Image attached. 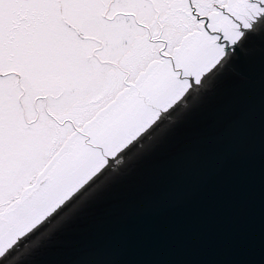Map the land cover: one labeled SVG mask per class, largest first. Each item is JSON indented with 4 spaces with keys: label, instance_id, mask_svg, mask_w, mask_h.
<instances>
[{
    "label": "snow or ice",
    "instance_id": "6c2138e0",
    "mask_svg": "<svg viewBox=\"0 0 264 264\" xmlns=\"http://www.w3.org/2000/svg\"><path fill=\"white\" fill-rule=\"evenodd\" d=\"M256 57L264 0H0V258L45 221L25 249L51 240L109 160H139Z\"/></svg>",
    "mask_w": 264,
    "mask_h": 264
},
{
    "label": "water",
    "instance_id": "95a60500",
    "mask_svg": "<svg viewBox=\"0 0 264 264\" xmlns=\"http://www.w3.org/2000/svg\"><path fill=\"white\" fill-rule=\"evenodd\" d=\"M118 158L51 240L25 249L45 221L0 264H264V59L237 63L139 160Z\"/></svg>",
    "mask_w": 264,
    "mask_h": 264
}]
</instances>
